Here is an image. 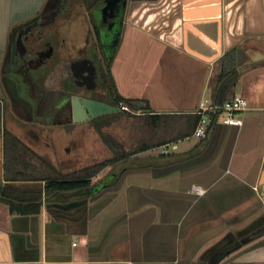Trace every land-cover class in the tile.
Listing matches in <instances>:
<instances>
[{
    "label": "crops",
    "instance_id": "1",
    "mask_svg": "<svg viewBox=\"0 0 264 264\" xmlns=\"http://www.w3.org/2000/svg\"><path fill=\"white\" fill-rule=\"evenodd\" d=\"M39 1L0 0L1 74L15 17ZM76 11L88 39L86 9ZM108 75L129 108L118 136L109 132L122 148L102 161L91 151L84 167L63 153L50 162L69 175L117 158L88 187L47 192L45 181L13 180L0 137V186L41 191L38 213L0 201V264H264V0H126ZM236 96L248 102L241 126L219 115L193 136L192 115ZM144 141L162 145L130 153Z\"/></svg>",
    "mask_w": 264,
    "mask_h": 264
},
{
    "label": "flooded vegetation",
    "instance_id": "2",
    "mask_svg": "<svg viewBox=\"0 0 264 264\" xmlns=\"http://www.w3.org/2000/svg\"><path fill=\"white\" fill-rule=\"evenodd\" d=\"M108 1L40 0L33 15L27 18H24L26 14L15 17L5 50L9 58L1 63L0 137L4 150L7 138L16 139L18 153L23 156V164L32 157H51L50 154L58 151L64 155L82 154V138L86 128L93 130L100 143L108 150L112 147L116 151L122 148V144L114 141L106 131H110L112 126H119L122 114L128 113L119 110L122 102L113 93L108 75V62L113 50L112 44L108 43V36L111 35L109 26L118 25L123 0H118L119 14L112 15H118V19L115 17L112 21H109V15L104 14L103 10ZM85 9L92 36L80 49L79 55L66 62L64 75L57 82V86H47L46 82L53 74H57L56 70L62 61L57 53V30L61 25L60 21L72 10ZM29 28L36 29L33 30L34 35H28L25 42ZM31 39H35L38 44L33 50ZM4 70H9V73ZM73 97L80 102L87 100L111 105L118 111L77 124L73 122ZM55 129H62L66 138L65 146L58 151L55 147L57 142H53L55 137L52 135ZM25 183L28 184L23 182L19 186L6 187L24 192L29 189V185ZM32 190L38 191L39 187L34 186Z\"/></svg>",
    "mask_w": 264,
    "mask_h": 264
},
{
    "label": "trees",
    "instance_id": "3",
    "mask_svg": "<svg viewBox=\"0 0 264 264\" xmlns=\"http://www.w3.org/2000/svg\"><path fill=\"white\" fill-rule=\"evenodd\" d=\"M230 73H227L222 79H225ZM198 121L199 115H192V133L194 132ZM6 142L5 153L6 157L8 158L6 159L7 166H5V168L7 171L9 170L11 173H13L10 178L16 181H45L44 189L47 192L86 188L90 185L89 179L98 174L99 171H101L109 162L113 163L117 160V158H113L112 160L100 162L91 167H86L73 174L60 175L54 171L53 165H51V163L43 157H32L29 162L23 164V156L18 153L19 148L18 144L16 143V139L7 138ZM160 145H162V142L150 144L144 141L140 143L139 146L133 148L130 153L146 151L152 147H159ZM8 153L11 154L8 155ZM32 162H34V164H32ZM39 170L42 173H39ZM11 199L17 203L13 204ZM40 199V189L38 191L33 190L32 192L26 193L19 192L11 187L0 186V201H9V203L11 202L10 207H15L21 213H38L40 208Z\"/></svg>",
    "mask_w": 264,
    "mask_h": 264
},
{
    "label": "rangeland",
    "instance_id": "4",
    "mask_svg": "<svg viewBox=\"0 0 264 264\" xmlns=\"http://www.w3.org/2000/svg\"><path fill=\"white\" fill-rule=\"evenodd\" d=\"M74 11H75V16L73 15L74 16L73 18L72 17H69V18L67 17L66 20H63V21L61 20V24H63V25L62 26L60 25L61 29H62V33H65L67 35L66 39L70 38L71 40H67V41L65 40L63 42V44H61V36H58V44L61 45V48H62L61 52H60L62 54L61 57L63 59L64 58L65 59H69L70 58L68 61H70L72 57L79 55L80 49H82L84 47V45H86V41H87L86 33L82 32L80 30L81 26L79 24V21L75 22V18H78L77 15H76L78 12L76 10H72L73 13H74ZM62 45H63V47H62ZM67 56H69V58ZM221 118H223V117H221ZM70 129H71V127H70ZM64 131H65V128H64ZM64 131L62 129H55V130L52 131V135H54L55 138L57 137V139L53 138V142L57 141V143H56L57 145L55 144V147L57 148V151H58L59 148H60L59 150H61L66 144V142H65L66 138L64 136ZM108 132H111L113 135L114 134L117 135V134H119V128H118V126L117 127L115 126V127L112 128V131L108 130ZM82 141H83L84 148L81 151L83 153L82 154H78V156L69 155L70 160L69 159H64V162L65 161L66 162L69 161L68 165H76L77 164L80 167L88 166L89 164H91V162L93 160V159H91L90 155H89V157L87 155L88 153H91V151L95 152V154L97 156V160L96 161L104 160L103 158H104L105 155H104L103 152L105 150H107V148L105 146L103 147V145L100 143V140H99L98 136H96L94 134L93 130H89V128H86L85 129V134H83ZM91 146H92V148H91ZM60 153H61V151L60 152L58 151L57 153L50 154L51 157H47L46 156V160H49V162H53L54 164H56L57 159L60 156ZM71 156H73V157L75 156V157L71 159ZM61 157H62V155H61ZM77 157L79 159H77ZM6 163H7V160H6ZM5 166H7V164ZM1 169H2V167L0 166V171H1Z\"/></svg>",
    "mask_w": 264,
    "mask_h": 264
},
{
    "label": "water",
    "instance_id": "5",
    "mask_svg": "<svg viewBox=\"0 0 264 264\" xmlns=\"http://www.w3.org/2000/svg\"><path fill=\"white\" fill-rule=\"evenodd\" d=\"M120 1V0H119ZM111 3V4H110ZM123 7L125 8L126 6V0H123L122 3ZM114 8H116L114 10ZM104 10V14H108L109 15V21H112L115 19V17L118 19V15L116 16H112L114 13L115 14H119V2L118 0H109L107 5L105 6ZM33 13L25 16L24 18H27L31 15H33ZM111 17V18H110ZM33 18H31L32 20ZM30 21V20H29ZM36 28H29V31L27 32L26 39L24 40L26 42L28 35L29 37H32L33 34V30ZM111 30V35H109V39H108V43H111V48L113 49L117 42H118V25L114 26L113 24H111L109 26V31ZM41 32H42V28H41ZM110 40L112 42H110ZM30 44H31V49L33 50V48H36V46L38 44L35 43V39H31L30 40ZM72 106H73V111H72V115H73V122L74 123H83L85 122L87 119L90 118H95L101 115H105V114H110V113H115L118 111L117 108L111 106V105H107V104H100V103H94L92 101H87V100H83L82 102L79 101L78 98L73 97L72 99Z\"/></svg>",
    "mask_w": 264,
    "mask_h": 264
},
{
    "label": "built area",
    "instance_id": "6",
    "mask_svg": "<svg viewBox=\"0 0 264 264\" xmlns=\"http://www.w3.org/2000/svg\"><path fill=\"white\" fill-rule=\"evenodd\" d=\"M246 109H248L247 100L238 96L224 101L219 106L207 108L202 106L197 113L199 115V121L193 132V136L197 139L204 138L213 119L219 117V115L223 117L224 124L229 126H241L242 122L236 118V114ZM119 110L121 112H129L128 107L123 103L119 105ZM192 189L194 192H199L196 188Z\"/></svg>",
    "mask_w": 264,
    "mask_h": 264
}]
</instances>
